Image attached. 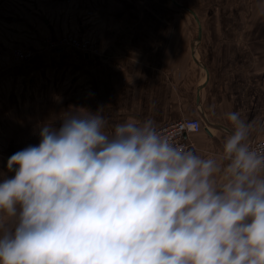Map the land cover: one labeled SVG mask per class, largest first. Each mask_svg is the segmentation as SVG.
Instances as JSON below:
<instances>
[{
	"label": "clouds",
	"instance_id": "9594fccd",
	"mask_svg": "<svg viewBox=\"0 0 264 264\" xmlns=\"http://www.w3.org/2000/svg\"><path fill=\"white\" fill-rule=\"evenodd\" d=\"M69 108L0 173V264H264V144L229 112L220 151L178 146L152 119L109 131Z\"/></svg>",
	"mask_w": 264,
	"mask_h": 264
},
{
	"label": "crops",
	"instance_id": "0c3cea01",
	"mask_svg": "<svg viewBox=\"0 0 264 264\" xmlns=\"http://www.w3.org/2000/svg\"><path fill=\"white\" fill-rule=\"evenodd\" d=\"M124 1L132 8L141 6L135 23L127 18ZM0 2V173L1 137L38 140L37 125L52 122L59 127L60 114L70 107L92 112L103 107L109 131L127 119H152L159 126L197 117L201 129L189 134L187 148L204 157L220 151L230 127L229 112H239L254 124L249 141L264 137V37L214 36L216 27L210 31L194 8L175 2L198 16L201 29H209L199 39L205 41L203 61L193 45L187 49L177 22L156 15L152 22L148 19L150 0ZM158 8L153 13L160 15ZM64 32L92 36L100 54L46 46L45 38ZM16 45L32 50L33 56L15 59ZM4 92L17 93L5 109ZM1 108L10 113L14 127L29 125L28 131L1 133Z\"/></svg>",
	"mask_w": 264,
	"mask_h": 264
},
{
	"label": "rangeland",
	"instance_id": "374dc122",
	"mask_svg": "<svg viewBox=\"0 0 264 264\" xmlns=\"http://www.w3.org/2000/svg\"><path fill=\"white\" fill-rule=\"evenodd\" d=\"M175 2L185 3L194 8L196 11L195 13L200 17L202 22H206L204 26L206 25V27H209L210 31L216 27L214 36L264 37V0H150L151 11L148 19L152 22L151 19H154L153 15H156L165 21L171 20L177 22V27L181 28L182 37L188 42L187 49H189V46L193 45V47L197 49V55L203 61H205V41L203 40L200 43V40L197 41V38H195L197 37L198 31L197 22L189 11L180 5L177 6ZM140 4L139 2L138 5L140 6ZM123 5L124 10H127L126 14L130 15V17L127 15V18H131L129 21L135 23L139 16L142 15L141 6L132 8L131 5L133 4L127 1H124ZM154 6H159L158 10L160 11V15L153 13ZM206 27L204 29L202 28L204 31L201 38L206 37V32L209 31ZM197 69L202 70L200 67H197ZM14 95H17V93H1V107L5 109L4 106L11 103ZM2 108L1 133L9 134L16 129L21 132L28 131L29 125H18L14 127V119L9 115V112H5ZM40 126L41 125H37L38 132L40 131ZM39 141L40 138L38 140L21 142L11 139L3 140L1 137V173L11 178L14 173L8 172L7 170V161L9 157L29 145H38ZM2 179L3 176H1V180Z\"/></svg>",
	"mask_w": 264,
	"mask_h": 264
},
{
	"label": "built area",
	"instance_id": "2783aa9c",
	"mask_svg": "<svg viewBox=\"0 0 264 264\" xmlns=\"http://www.w3.org/2000/svg\"><path fill=\"white\" fill-rule=\"evenodd\" d=\"M86 14L91 15L89 10ZM47 47L50 49L70 46L85 54H100V47L96 40L90 35H76L71 32H64L56 38L47 37L44 40ZM12 55L18 60H28L33 56L32 50L16 45L12 48ZM159 131L170 136L173 141L181 147L187 148L189 134L198 132L201 129V122L197 117H181L166 121L157 126ZM249 143L256 147L259 144H264V137L253 139Z\"/></svg>",
	"mask_w": 264,
	"mask_h": 264
},
{
	"label": "water",
	"instance_id": "95a60500",
	"mask_svg": "<svg viewBox=\"0 0 264 264\" xmlns=\"http://www.w3.org/2000/svg\"><path fill=\"white\" fill-rule=\"evenodd\" d=\"M181 7H183V8L186 9L187 11H189V12L194 16V18H195V20H196V22H197V24H198L197 41H199V39L201 38V26H200V24H199V20H198V18L196 17V14H195L191 9H189V8H187V7H184V6H181Z\"/></svg>",
	"mask_w": 264,
	"mask_h": 264
}]
</instances>
